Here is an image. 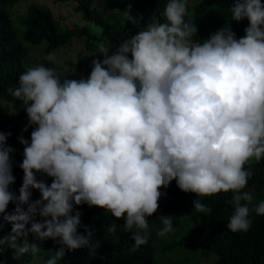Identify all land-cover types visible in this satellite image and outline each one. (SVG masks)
Wrapping results in <instances>:
<instances>
[{
	"label": "clouds",
	"instance_id": "clouds-1",
	"mask_svg": "<svg viewBox=\"0 0 264 264\" xmlns=\"http://www.w3.org/2000/svg\"><path fill=\"white\" fill-rule=\"evenodd\" d=\"M187 11V0H168L164 22L154 18L111 55L101 44L103 59L92 61L86 79H61L40 64L8 89L25 107L24 131L35 127L30 142L18 138L24 145L19 195L10 191L11 133L0 132V230L11 225L0 236V253L6 246L13 259L35 258L41 247L29 241L32 234L59 245L44 264H58L66 250L94 255V228L84 225L86 235L80 234L81 213L74 209L85 203L122 218L135 252L148 242L147 217L166 195L160 189L173 180L197 195L195 213L207 211L199 197L233 192L232 232L250 229V211L264 215V201L252 209L253 196L242 191L252 175L245 165L264 159V3L236 0L231 17L247 18L245 35L237 39L226 24L203 43L191 42L197 27L186 22ZM46 59L55 63V53ZM32 189L40 199L31 200ZM10 202L15 209L8 213ZM160 217L157 236L164 237L174 231L172 217ZM107 232L115 234L116 225Z\"/></svg>",
	"mask_w": 264,
	"mask_h": 264
},
{
	"label": "trees",
	"instance_id": "trees-1",
	"mask_svg": "<svg viewBox=\"0 0 264 264\" xmlns=\"http://www.w3.org/2000/svg\"><path fill=\"white\" fill-rule=\"evenodd\" d=\"M22 0H0V132L11 133L7 144L15 149L11 153L12 173L15 182L10 185V191L19 195L23 183V170L19 164L23 160L24 145L19 142L22 135L29 142L35 126H28L27 131L20 130V124L10 113L9 105L21 109L23 102L11 95L9 88L18 87V77L29 67L43 64L54 68L57 74L60 67L46 59L48 54L68 44L74 36L82 35L84 45L89 51H99L103 44L109 47V55L118 47L122 39L135 35L140 28L155 18L164 22L162 15L168 0H105L110 15L101 12L95 5V0H57L59 2H76L75 11L86 21L85 25L69 28L63 25L52 9L33 3L29 5L25 15L14 16V8ZM187 0L186 22L194 23L197 33L191 38L192 43H203L212 33L224 28L227 24L235 32L236 38L245 35L248 26L247 18L236 21L231 17L230 9L236 0H195L190 4ZM264 3V0H261ZM126 13L139 20V25L128 21ZM46 44V55L40 60L30 62L29 55L33 46ZM78 65L92 70L89 56L80 54ZM252 175L242 191L253 196L250 208L254 209L264 201V159L259 163L245 165ZM37 179L50 185L52 178L43 173H37ZM162 195L158 201L156 213L147 217L149 237L145 245L135 252L131 251L134 241L131 233L125 232L123 219L115 218L109 211L86 203L74 205L80 211L82 224L78 228L80 234L86 235L84 225L94 228L93 243L99 245L94 255L89 249L81 248L75 251L66 250L64 258L58 264H264V215L250 211L251 227L247 232H232L227 229L230 216L234 213V193L220 192L212 196L199 197L200 202L207 207L206 213H195L194 201L198 199L195 193L181 191L173 180L167 188H161ZM40 192L32 189L31 200L40 199ZM192 198L190 204L187 200ZM241 201V204H244ZM25 209L27 205H24ZM15 204L10 202L7 212L11 213ZM74 214V213H73ZM2 215V214H0ZM171 215L173 232L164 237L157 236V230L163 227L160 216ZM50 218V217H49ZM44 217L38 214L36 220ZM116 225L115 234L107 232L108 227ZM31 225H27L30 227ZM11 225L5 223L0 230V236L7 235ZM30 242H35L41 251L35 258L26 254L20 260L13 259V250L5 246L0 253V264H39L55 253L59 245L53 239L40 241L29 234ZM118 239V242L116 240ZM194 258V262L190 260Z\"/></svg>",
	"mask_w": 264,
	"mask_h": 264
},
{
	"label": "rangeland",
	"instance_id": "rangeland-1",
	"mask_svg": "<svg viewBox=\"0 0 264 264\" xmlns=\"http://www.w3.org/2000/svg\"><path fill=\"white\" fill-rule=\"evenodd\" d=\"M194 1L195 0H191L190 4L192 5ZM33 3L51 8L56 18L60 20L63 25H67L69 28H75L78 24L80 26L86 24V21H84L81 18L80 14L75 11V6L77 5V3L73 1L62 3L57 0H22L14 8V16L17 17L19 15H25L29 5ZM95 5L101 12H104L106 15H110L112 13V10L108 8L105 0H95ZM45 49V43L38 46H33L28 58L29 61L32 62L35 60H40L44 55H46ZM51 53H55L56 55L55 64L60 67L58 75L61 79H86L88 77L91 70L81 68L78 65V57L80 54L89 56L91 63L94 59H103L102 53H99L98 51H89L86 49L84 45V37L82 35L74 36L68 44L56 49ZM9 108L12 117L18 121V123L20 124V130L23 131L25 126L29 123L25 107L23 106L21 109H15L11 105H9ZM191 202L192 198L187 200L188 204H190ZM38 262L39 264H43V262L41 261V257ZM190 262H194V258H192Z\"/></svg>",
	"mask_w": 264,
	"mask_h": 264
}]
</instances>
